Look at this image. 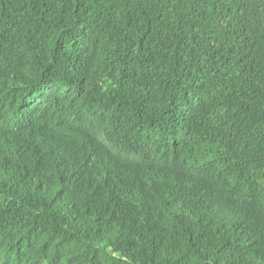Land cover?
Listing matches in <instances>:
<instances>
[{
    "label": "trees",
    "instance_id": "obj_1",
    "mask_svg": "<svg viewBox=\"0 0 264 264\" xmlns=\"http://www.w3.org/2000/svg\"><path fill=\"white\" fill-rule=\"evenodd\" d=\"M0 264H264V0H0Z\"/></svg>",
    "mask_w": 264,
    "mask_h": 264
}]
</instances>
